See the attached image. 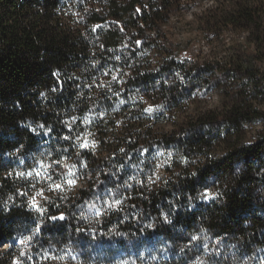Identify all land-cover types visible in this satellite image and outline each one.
<instances>
[{
	"label": "trees",
	"instance_id": "obj_1",
	"mask_svg": "<svg viewBox=\"0 0 264 264\" xmlns=\"http://www.w3.org/2000/svg\"><path fill=\"white\" fill-rule=\"evenodd\" d=\"M184 1L0 0V246H11L0 264H11L18 238L37 228L42 245L88 232L78 209L95 192L92 180L42 212L32 207L37 176L29 173L41 162L85 164L111 183L124 203L102 215L98 233L165 242L160 264L264 258V0H212L198 16L218 37L244 38L217 65L163 51L159 32ZM211 81L222 104L192 108L190 91ZM136 95L164 110L158 144L172 153L160 181L110 177L128 176L130 154L140 162L155 145L154 127L126 105ZM136 110L146 115L144 105ZM88 133L96 142L85 148Z\"/></svg>",
	"mask_w": 264,
	"mask_h": 264
},
{
	"label": "rangeland",
	"instance_id": "obj_2",
	"mask_svg": "<svg viewBox=\"0 0 264 264\" xmlns=\"http://www.w3.org/2000/svg\"><path fill=\"white\" fill-rule=\"evenodd\" d=\"M214 5L212 0H185L178 9L171 12L169 22L163 25L159 32L163 51L173 53L180 63L194 61L205 64L210 60L214 61L215 64L218 60L224 63L230 54L235 55L236 49L238 50L239 45L244 43L243 36L229 30L225 31L222 37H218L213 34L214 32L204 30L198 24V16L204 14L206 10ZM158 55L162 54L158 53ZM155 57L159 58L160 56L156 55ZM218 73H220V70H218ZM189 95L192 108L194 106L196 108L215 107L221 105L224 98L220 85L214 81L209 83L207 90L193 89ZM139 104L144 105L146 109L152 108L153 111H146L144 116L137 114L136 108ZM157 104L139 95L126 103L130 110L136 112L137 118L154 127L155 135L152 138V143H155V145L143 150L140 158L142 161L140 162L136 161L137 158L133 154H130L124 162L129 167L128 176L122 177L120 172H116L112 176L110 175L112 180L121 177V181H126L132 177L133 179L156 182L164 177V167L168 163L169 159L167 158L172 152L161 148L158 144V138H160L158 136L163 133L161 128H164L162 121L165 116L163 114L164 110ZM117 125L121 129L123 124L118 121ZM256 125H259V123ZM118 139H122V136H119L115 141ZM81 142L82 144L87 143V148H90L93 147V143L96 141L94 136L88 133L81 138ZM101 150L103 149H100L102 157L109 154L107 151L103 152ZM122 153L124 154L123 150ZM144 160L148 164H145ZM69 169L73 172L72 176H68ZM93 170L85 164L81 166L74 162L66 163L63 168H60V166L51 167L49 164L41 162L35 171L29 173V175L37 176V180L33 185L38 190L31 198V205L34 197L36 207H32L39 210V212L45 210L47 201L53 200L60 194V196H68L82 188L86 181L89 183V180H92L95 192L78 209L81 216L79 219L87 225L88 232L77 234L73 238L74 240L69 239L67 243L60 240L58 244H51V241H49V244L42 245L43 237L40 232L35 230L31 239L26 243H20L25 237L18 238L16 241V256L11 264H27L29 262L34 264H160V257L168 255L169 248H166L165 242L161 244L152 243L148 246V241L142 240L143 237L141 236L133 238L123 233H98L102 215L123 206L124 201L116 191L109 188L111 183L102 180L103 178L100 175L95 176ZM69 179H73L75 183L68 184L67 180ZM126 183H129V181ZM56 184H60L61 188L57 189ZM38 192L42 194L37 195ZM209 198H211V195L208 193L206 199ZM116 201H119V203L117 204ZM61 216L53 217L58 219ZM56 220L52 219L51 221L55 222ZM206 244L207 242L203 243L205 255L212 253V249L206 248ZM5 249H11L9 243L0 246V251ZM186 264L222 263H215V261H209L206 256L200 257L198 255ZM242 264H264V258H249Z\"/></svg>",
	"mask_w": 264,
	"mask_h": 264
},
{
	"label": "snow or ice",
	"instance_id": "obj_3",
	"mask_svg": "<svg viewBox=\"0 0 264 264\" xmlns=\"http://www.w3.org/2000/svg\"><path fill=\"white\" fill-rule=\"evenodd\" d=\"M137 11L139 12L140 9H137ZM136 43L139 45V44H141L142 42H141V41H137ZM113 79H115V77H113ZM53 90H55V89H53ZM42 95H43V94H42ZM145 111L151 112V111H153V109H152V108H149V109H146ZM39 127L43 128L44 126H43V125H40ZM31 131L35 132L36 129H31ZM81 146L87 148V147H88V144H87V143H84V144H82ZM73 167H75V166H73ZM20 175L23 176L24 173H20ZM37 175H39V173H37ZM72 175H73V172H72L71 169H69V171H68V176H72ZM49 178H50V177H49ZM67 183H68V184H74L75 181H74L73 179H69V180H67ZM55 187H56L57 189H59V188H61V185H60V184H56ZM41 194H42V193H39V192L37 193V195H41ZM204 195H205V198H207V195H206V194H204ZM34 201H35V198L33 197V204H32V206H33V207H36ZM116 203L118 204L119 201H116ZM110 207H111V205H110ZM51 219L56 220L57 217H52ZM59 219L63 220L64 217L61 216V217H59ZM39 230H40L39 228L36 229L37 232H39ZM30 239H31V237H26L25 239L21 240L20 243H21V244L26 243V242H27L28 240H30ZM193 239H196V237H193Z\"/></svg>",
	"mask_w": 264,
	"mask_h": 264
}]
</instances>
